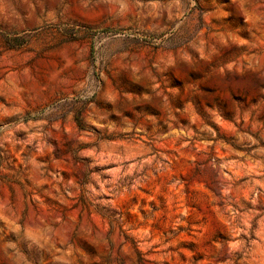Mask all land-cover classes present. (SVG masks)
<instances>
[{
    "label": "rangeland",
    "instance_id": "374dc122",
    "mask_svg": "<svg viewBox=\"0 0 264 264\" xmlns=\"http://www.w3.org/2000/svg\"><path fill=\"white\" fill-rule=\"evenodd\" d=\"M0 264H264V0H0Z\"/></svg>",
    "mask_w": 264,
    "mask_h": 264
}]
</instances>
